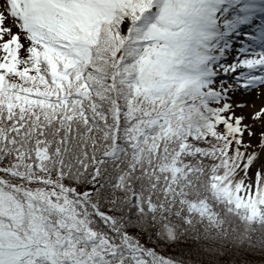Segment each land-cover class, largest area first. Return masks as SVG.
I'll list each match as a JSON object with an SVG mask.
<instances>
[{
  "label": "snow or ice",
  "instance_id": "snow-or-ice-1",
  "mask_svg": "<svg viewBox=\"0 0 264 264\" xmlns=\"http://www.w3.org/2000/svg\"><path fill=\"white\" fill-rule=\"evenodd\" d=\"M0 264H264V0H0Z\"/></svg>",
  "mask_w": 264,
  "mask_h": 264
}]
</instances>
